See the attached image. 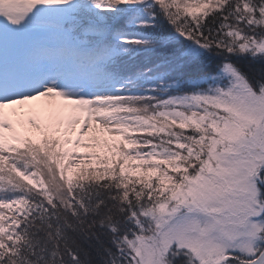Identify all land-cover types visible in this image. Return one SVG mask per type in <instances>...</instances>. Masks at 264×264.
<instances>
[{
	"label": "snow or ice",
	"instance_id": "6c2138e0",
	"mask_svg": "<svg viewBox=\"0 0 264 264\" xmlns=\"http://www.w3.org/2000/svg\"><path fill=\"white\" fill-rule=\"evenodd\" d=\"M0 264H264V0H0Z\"/></svg>",
	"mask_w": 264,
	"mask_h": 264
},
{
	"label": "rangeland",
	"instance_id": "374dc122",
	"mask_svg": "<svg viewBox=\"0 0 264 264\" xmlns=\"http://www.w3.org/2000/svg\"><path fill=\"white\" fill-rule=\"evenodd\" d=\"M22 111H24V110H22Z\"/></svg>",
	"mask_w": 264,
	"mask_h": 264
}]
</instances>
